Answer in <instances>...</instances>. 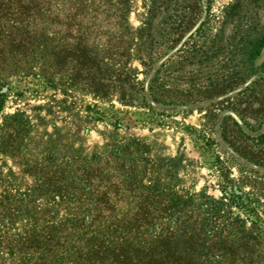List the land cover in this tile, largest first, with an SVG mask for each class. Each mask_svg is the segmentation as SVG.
<instances>
[{"label": "rangeland", "instance_id": "374dc122", "mask_svg": "<svg viewBox=\"0 0 264 264\" xmlns=\"http://www.w3.org/2000/svg\"><path fill=\"white\" fill-rule=\"evenodd\" d=\"M254 1L211 0L205 34L167 62L166 70L180 66L187 78L210 73L194 86L182 79L176 88L183 98L199 100L209 79L235 86L249 77L241 73L243 58L231 56L249 28L244 18L237 30L235 18L258 8L256 29L264 26V0ZM149 10L150 0H0V42L80 43L107 67L141 81L139 45ZM222 32L227 49L206 65L190 64L191 48L210 51ZM39 66L20 65L29 76L8 80L0 110V264H87L90 242L98 246L124 228L138 231L146 215L191 223L215 217L224 224L232 212L246 228H264V77L245 89L242 83V92L222 105L157 115L95 96L62 76L52 85V74ZM237 67L241 76L234 78ZM255 67L264 75V52ZM108 217V224L91 223ZM78 230L86 232L82 241Z\"/></svg>", "mask_w": 264, "mask_h": 264}, {"label": "trees", "instance_id": "16d2710c", "mask_svg": "<svg viewBox=\"0 0 264 264\" xmlns=\"http://www.w3.org/2000/svg\"><path fill=\"white\" fill-rule=\"evenodd\" d=\"M210 3L211 0H150L148 19L139 45L145 67L141 81H136L129 71L112 70L107 67L98 53L80 43L73 48L50 38L2 40L0 110L5 102L8 80L17 75L29 76L26 71L18 70L21 64L29 63L39 64L38 70L51 73L48 82L52 85L58 80L62 82L59 78L62 76L67 83L81 82L83 90L95 96H113L122 103L145 108L157 115L192 113L206 106L222 105L221 103L229 99L232 93L242 92L239 85L243 83L245 89L264 77L263 74L260 75V69L255 67L264 52V26L261 29H256L255 26L258 8L247 12L245 16H239V19L235 18L240 23L236 26L237 30L241 28L240 21L244 18L248 19L249 24L244 35L245 45L242 48L236 47L231 56L240 55L243 58L241 64L245 66L241 73L249 76L245 81L230 86L209 79V84L201 89L202 97L196 100L183 98V94L176 86L182 79L189 80L191 86H194L198 77L203 76L207 79L210 73L207 72L206 76L205 73L194 72L187 78L180 66L172 69V72L170 68L166 70L168 61L174 57H182L190 39L205 34L203 27L209 17ZM257 3L258 6L263 5L261 0L254 1L253 5ZM225 22L224 20L222 23ZM188 33L189 37H186ZM223 43L222 32L213 43L214 47L209 49L211 54L210 51L199 54L201 50L194 45L191 48L192 58L189 57L192 59L190 64L198 62L206 65L214 54L217 55L227 49ZM9 48L15 53H4ZM154 49L162 50L163 55L154 58L152 54ZM233 61L231 59V63ZM237 73L241 76L239 68L233 73L234 78ZM34 76L43 78L42 75ZM190 93L192 92L185 95ZM236 116L233 119L238 123ZM239 195L236 193V198H239ZM229 202L232 201H228L230 205ZM107 207L110 209L112 206L108 204ZM160 212L163 213V210L160 209ZM231 216V219H222L224 224H218L215 217L191 223L180 222L173 216L161 215L157 218L146 215L145 227L138 231L132 232L124 228L107 234L98 246L90 242L87 264H262L264 228L255 226L248 229L245 222L238 219L234 213L231 212ZM112 219L113 217L92 218L91 223L99 220L105 221L102 224H108ZM82 221V225L88 224L87 218ZM85 235L84 230H78L77 241H82ZM79 250L80 248L76 253Z\"/></svg>", "mask_w": 264, "mask_h": 264}]
</instances>
